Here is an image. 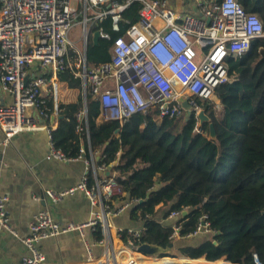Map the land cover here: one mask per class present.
<instances>
[{
	"label": "built area",
	"instance_id": "1",
	"mask_svg": "<svg viewBox=\"0 0 264 264\" xmlns=\"http://www.w3.org/2000/svg\"><path fill=\"white\" fill-rule=\"evenodd\" d=\"M133 1L142 4L139 20L113 41L109 61L89 64V21L111 17L114 29L118 30L122 13ZM188 1L196 5L198 14L180 10L172 0H0V82L3 92L11 98L10 102L0 104L3 134L0 168L2 156L16 135L40 129L36 115L50 121L52 115L61 114L63 104H68L64 93L70 88L59 79V74L66 69L71 70L80 84L75 90H81L83 109L74 114L76 130L87 132L90 153V158H86L84 146L78 158L67 157L56 147L54 128L46 127L47 160L85 159L88 168L77 186L63 191L46 189L45 197L59 203L68 195L82 192L92 207L89 222L62 224L45 209L32 220L30 233L20 238L10 225V198L0 194V237L3 232L11 231L22 240L29 251L23 257V264L46 262L43 241L74 231L85 236L88 228L104 232V238L86 242L90 254L94 246L104 247L101 264H122L121 255L126 250L151 261L172 258L144 256L138 252V246L124 249L114 245L111 218L130 210L133 202L118 201L124 196L117 173L112 171L118 161L108 165L102 152L91 149L87 99L91 95L100 102L101 122L121 124L137 114L156 113L159 119L180 117L188 112L185 97L193 100L191 111L197 119V128L200 126L198 114L203 109L201 102L221 110L216 90L231 80L229 59L243 56L250 51L253 40L264 38V23L257 13L246 11L239 0ZM77 23L84 26L82 49L70 40V32ZM98 32L100 38L112 40L109 33L102 29ZM33 64L51 67L52 76H31ZM44 87L51 89L48 97L42 95ZM180 214L171 212L168 218L174 220L171 236L174 240L180 237L182 229L176 223ZM207 219L203 217L197 230L185 238L212 234ZM142 230L128 232L139 238ZM122 231L119 229V234ZM256 262L260 264L257 258Z\"/></svg>",
	"mask_w": 264,
	"mask_h": 264
},
{
	"label": "trees",
	"instance_id": "2",
	"mask_svg": "<svg viewBox=\"0 0 264 264\" xmlns=\"http://www.w3.org/2000/svg\"><path fill=\"white\" fill-rule=\"evenodd\" d=\"M239 1L264 23V0ZM141 8L140 2L133 1L122 13L118 30L111 17L93 21L87 45L89 64L110 60L113 41L139 20ZM101 29L112 40L100 38L96 43L95 33ZM229 77L231 80L216 90L220 111L207 102L200 103L215 127V139L210 123L197 128L194 114L185 121L182 116L159 119L156 113H147L123 124L101 122L100 102L88 95L91 149L102 152L108 165L118 161L112 167L121 178L124 193L118 201L133 202L131 218L144 222L139 238L128 230L120 233L124 244L136 248L150 243L168 248L177 239H192L185 237L197 230L203 217L211 225L212 234H205L200 243L177 248L186 258L151 261L128 252L127 264L195 260L209 262L200 264H257L256 258L264 264V38L253 40L243 56L229 59ZM59 79L70 89L80 87L70 69L61 72ZM74 93L66 91V100H71ZM61 108L63 118L53 130L56 147L75 159L85 146L86 158H90L87 132H77L74 116L83 109L82 98ZM160 210L165 220L171 212L181 213L176 221L182 227L179 238H171L173 225L160 222ZM96 238H103L101 229Z\"/></svg>",
	"mask_w": 264,
	"mask_h": 264
},
{
	"label": "crops",
	"instance_id": "3",
	"mask_svg": "<svg viewBox=\"0 0 264 264\" xmlns=\"http://www.w3.org/2000/svg\"><path fill=\"white\" fill-rule=\"evenodd\" d=\"M172 3L180 10L191 14H198V9L193 2L188 0H172ZM51 67H41L38 64L31 66V76H42L50 74ZM71 90V89H70ZM75 90V89H72ZM51 89L42 88V95L48 97ZM75 95L65 103L78 101ZM11 98L3 92L0 82V104L8 103ZM220 103V99H217ZM222 107V106H221ZM63 116L52 115L47 121L35 116L40 129L21 132L14 137L13 144L8 147L2 156L0 168V194L10 198L8 213L12 230L16 231L20 238L30 233V224L34 217L42 210L48 209L53 217L62 224L86 223L92 218V207L89 199L82 193L76 192L68 195L62 202L54 203L45 197L46 189L63 191L73 188L79 184L87 172L85 159L61 162L58 160H47L49 150L48 126L57 129ZM0 130V138L2 137ZM163 210L158 213V218L165 225H173L174 220L163 219ZM111 238L115 246L128 249L121 239L119 229L142 230L144 222L133 220L130 211L111 218ZM97 231L88 228L85 236L74 231L63 234L42 242L41 246L46 255L44 264H101L104 247L94 246L92 254L87 249L86 242L94 243ZM103 238L104 232L102 231ZM205 235V234H202ZM20 238H17L11 231H5L0 237V264H23V257L29 254L26 245ZM199 239L193 244H198ZM192 242L177 239L174 248ZM128 250L121 255L122 264L129 263ZM131 253V252H130ZM141 256V255H140ZM142 257V256H141ZM143 264H152L149 262Z\"/></svg>",
	"mask_w": 264,
	"mask_h": 264
},
{
	"label": "water",
	"instance_id": "4",
	"mask_svg": "<svg viewBox=\"0 0 264 264\" xmlns=\"http://www.w3.org/2000/svg\"><path fill=\"white\" fill-rule=\"evenodd\" d=\"M99 39H100V34H99V32H96L95 36H94V41L97 43L99 41ZM185 107L188 109L187 116L191 117L193 115V111H191V108H189L186 103H185ZM198 118L200 120V125H203L204 123H210L211 122L210 117L207 115V113L204 109H202L199 112ZM117 133H119V131H117ZM210 133H211V137L213 139H215L216 138V131H215V127H214L213 123H210ZM120 179L121 178L118 177V180H120ZM186 214H187V211L184 212V215H186ZM174 246H175V244L171 243L168 248H163L159 245L150 244V243H143V244L138 246L137 250L139 253L143 254L144 256L158 257V256L164 255L165 257H169L168 255H170L172 253ZM182 258H186V257L183 256ZM195 262H196V264L209 263L205 260H195ZM163 264H179V262L172 261V262H166ZM183 264H192V262L186 261ZM215 264H217V263H215ZM226 264H229V263H226Z\"/></svg>",
	"mask_w": 264,
	"mask_h": 264
},
{
	"label": "rangeland",
	"instance_id": "5",
	"mask_svg": "<svg viewBox=\"0 0 264 264\" xmlns=\"http://www.w3.org/2000/svg\"><path fill=\"white\" fill-rule=\"evenodd\" d=\"M123 1L125 2L126 0H123ZM92 25H93V21H89L88 27L91 28ZM70 40L73 42V44L78 49L84 48V45H85V34H84V26L82 25V23H77L76 25L73 26V28H72V30L70 32ZM74 95L76 97L74 99H76V100L79 99L82 96L81 90H79V92H78V90H75ZM181 119L183 121H185L187 119V113L182 115ZM203 236L204 235H199L198 237L196 236V238L193 237L192 239H189L188 242L194 243V242L198 241L199 239H202ZM168 256L172 257V258H176V259L183 257L176 248H173L172 253L170 255H168ZM158 258H160V256H158ZM224 263L226 264V262H224ZM179 264H183V263H179ZM192 264H196V262H194ZM217 264H223V263L222 262H218Z\"/></svg>",
	"mask_w": 264,
	"mask_h": 264
},
{
	"label": "bare ground",
	"instance_id": "6",
	"mask_svg": "<svg viewBox=\"0 0 264 264\" xmlns=\"http://www.w3.org/2000/svg\"><path fill=\"white\" fill-rule=\"evenodd\" d=\"M185 102L189 108H193V100L190 97H185Z\"/></svg>",
	"mask_w": 264,
	"mask_h": 264
}]
</instances>
